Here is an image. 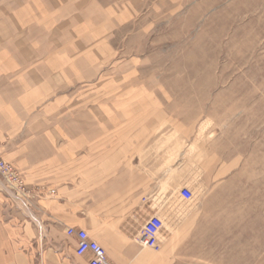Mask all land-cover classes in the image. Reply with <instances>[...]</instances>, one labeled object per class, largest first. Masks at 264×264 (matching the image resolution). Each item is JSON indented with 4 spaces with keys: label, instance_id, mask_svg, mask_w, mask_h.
<instances>
[{
    "label": "crops",
    "instance_id": "obj_1",
    "mask_svg": "<svg viewBox=\"0 0 264 264\" xmlns=\"http://www.w3.org/2000/svg\"><path fill=\"white\" fill-rule=\"evenodd\" d=\"M146 2L0 0V159L27 191L9 193L0 176V264H89L69 229L87 232L110 264H175L192 233L182 219L196 213L168 192L203 179L208 151L195 122L148 93L161 86L102 78L111 34ZM155 214L160 252L137 241Z\"/></svg>",
    "mask_w": 264,
    "mask_h": 264
},
{
    "label": "rangeland",
    "instance_id": "obj_2",
    "mask_svg": "<svg viewBox=\"0 0 264 264\" xmlns=\"http://www.w3.org/2000/svg\"><path fill=\"white\" fill-rule=\"evenodd\" d=\"M145 6L111 34L102 78L161 86L148 93L161 94L169 116L195 122L208 151L184 202V215L196 214L182 219L192 233L175 264H264V0Z\"/></svg>",
    "mask_w": 264,
    "mask_h": 264
},
{
    "label": "built area",
    "instance_id": "obj_3",
    "mask_svg": "<svg viewBox=\"0 0 264 264\" xmlns=\"http://www.w3.org/2000/svg\"><path fill=\"white\" fill-rule=\"evenodd\" d=\"M0 176L3 179L4 188L9 193H24L25 185L23 178L10 163L0 159ZM180 198L189 203L193 200L194 194L188 188H181L179 191ZM165 227V222L160 215H153L144 225L142 232L137 237L138 243L146 249L154 252H160L162 249L160 236ZM69 237L76 238V254L80 257L90 254L92 256L89 264H110L105 249L96 241L92 240L87 232L83 230L69 229Z\"/></svg>",
    "mask_w": 264,
    "mask_h": 264
}]
</instances>
